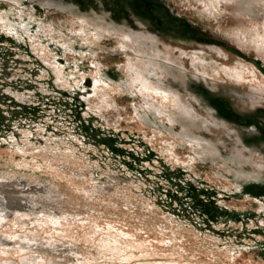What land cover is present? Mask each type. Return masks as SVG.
Returning <instances> with one entry per match:
<instances>
[{"label":"rangeland","instance_id":"obj_1","mask_svg":"<svg viewBox=\"0 0 264 264\" xmlns=\"http://www.w3.org/2000/svg\"><path fill=\"white\" fill-rule=\"evenodd\" d=\"M0 264H264V0H0Z\"/></svg>","mask_w":264,"mask_h":264}]
</instances>
